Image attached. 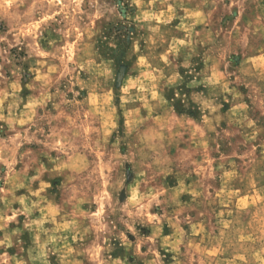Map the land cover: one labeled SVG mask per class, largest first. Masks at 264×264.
<instances>
[{
    "label": "rangeland",
    "instance_id": "1",
    "mask_svg": "<svg viewBox=\"0 0 264 264\" xmlns=\"http://www.w3.org/2000/svg\"><path fill=\"white\" fill-rule=\"evenodd\" d=\"M0 264H264V0H0Z\"/></svg>",
    "mask_w": 264,
    "mask_h": 264
}]
</instances>
